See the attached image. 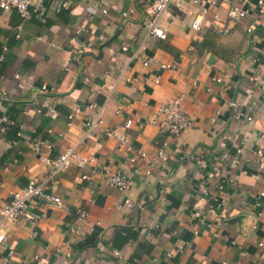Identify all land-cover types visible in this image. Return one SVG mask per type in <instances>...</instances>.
I'll list each match as a JSON object with an SVG mask.
<instances>
[{"label": "crops", "instance_id": "1", "mask_svg": "<svg viewBox=\"0 0 264 264\" xmlns=\"http://www.w3.org/2000/svg\"><path fill=\"white\" fill-rule=\"evenodd\" d=\"M251 1L226 35L214 34L206 22L192 30L197 6L170 5L161 19L166 39L147 36L140 24L154 0H70L68 9L55 12L47 4L30 19L0 9V207L29 179L52 174L31 149L33 140L49 141L50 157L69 145L95 157L53 175L63 207L37 200L38 228L3 224L0 264H264L256 245L264 241V26ZM225 7H219L222 18ZM146 57L174 63L176 70L146 67ZM125 65L123 74L134 80L115 83ZM181 92L191 125L173 137L147 121ZM119 102L133 120L129 149L104 134L122 131ZM100 106L103 122L85 137L84 120ZM75 107L81 112L68 126ZM160 148L163 157L156 155ZM137 149L154 158L150 173L141 160L129 161ZM105 170L123 171L130 186L122 192L104 182ZM218 200L217 214L206 217L220 235L214 238L195 211Z\"/></svg>", "mask_w": 264, "mask_h": 264}, {"label": "built area", "instance_id": "2", "mask_svg": "<svg viewBox=\"0 0 264 264\" xmlns=\"http://www.w3.org/2000/svg\"><path fill=\"white\" fill-rule=\"evenodd\" d=\"M188 2L198 7V12L195 16L191 17L189 21V27L194 31L201 30L203 24L206 22L211 31L216 35H226L230 32V25L234 22H237L244 17L249 12V5H252L251 0H154V2L147 7L143 18L141 19V26L145 29L147 36L156 37L158 39H166L168 36V29L165 24L162 23L161 19L164 13L167 11V8L170 5L180 6L182 3ZM49 5L55 12H60L61 10L68 9L70 5V0H0V9L7 11L10 9H15L18 11L20 16L24 19H30L32 17H40L42 10ZM255 9L257 16L260 17L258 22L259 25L264 26V20L261 17L264 16V0H256ZM225 5L226 15L225 18H222L220 14L219 7ZM102 12H106L105 9ZM123 16L127 15V12H122ZM248 31H251V28H248ZM122 50L126 51L127 47L123 46ZM135 56V54L133 55ZM4 54H0V62L3 60ZM143 65L148 67L149 65H155L159 69H169L176 70L174 63H164L155 60L153 57H146L142 61ZM125 66L121 69L120 74L117 76L115 83L120 80L124 82H131L134 79L126 74H123ZM15 78H18V75H15ZM222 77H216L215 81H222ZM154 82L157 83L158 79H154ZM115 83L109 85L108 94L114 90ZM193 85H196L194 82ZM21 87L22 84H19ZM52 89V88H51ZM41 90H47L45 85L41 86ZM183 93L181 92L177 96L173 97L170 100H165L161 102L155 109L154 114L147 122L150 124H155L161 126L165 129L171 136L177 137L191 125L190 118L185 112L182 102H183ZM235 105V103H232ZM89 107H95V104H90ZM127 105L123 102H119L115 108V114L123 118L122 131H119L116 128H106L104 134L115 138L118 143L121 145H126L129 149V131L132 127V118L130 115L126 114ZM102 110L103 106H100L96 109V114L93 118L84 120L85 126V137H90L95 134L96 129L103 122L102 119ZM81 112L79 107H75L71 113L67 115V125H72L74 117ZM236 117H242L246 120H250V115H243V113H237ZM5 122L6 117L1 119ZM4 128L2 127L1 130ZM31 149L38 154L40 160L48 165L51 168V176L44 181H38L35 179H29L23 186L11 192L9 198L1 205L0 207V245L4 241V231L3 224L6 222H26L33 228H38L40 222L43 218V213H41L37 208V200L44 201L48 206L53 208L63 207V201L59 195L54 191L58 186L57 180L53 178V175L58 171L65 169L71 165L77 167H84L95 161L94 155L91 153L89 155H83L76 151L75 145L67 146L63 151L58 153L55 157H50L48 152L52 148V144L49 141L36 139L33 140L30 144ZM257 154H262L261 149L256 150ZM157 157H163V149L160 148L156 152ZM226 154H223V157H226ZM196 162L200 163L201 157H193ZM141 160L149 168L147 173H150L152 165L154 163V158L148 155L146 152L137 149L136 154L129 158L130 162H137ZM83 178L86 176L83 175ZM102 178L104 182L115 187L119 191H125L131 183L130 177L123 171H103ZM203 183H206V180H203ZM225 183V179H221L218 189H222ZM204 193H207L206 188L202 189ZM264 195V193H262ZM127 206L130 205L129 200H125ZM221 208V202L218 200L215 204L209 206L205 211L202 207L197 206L195 213L201 216L200 221L205 227L212 231V236L214 238H219V233L216 230L214 224L208 220L206 217L208 215H215L217 211ZM77 216L79 218H84L86 216V211L83 209H78ZM231 245L239 247V254L244 255L245 250L237 245L235 240H230ZM256 245L259 249L264 251V241L258 240ZM114 255L120 257V252L115 250L113 251ZM11 254V251H9ZM170 256V253L167 254Z\"/></svg>", "mask_w": 264, "mask_h": 264}]
</instances>
